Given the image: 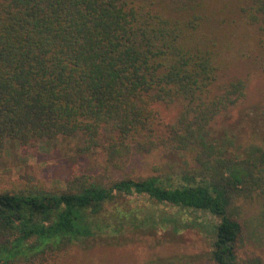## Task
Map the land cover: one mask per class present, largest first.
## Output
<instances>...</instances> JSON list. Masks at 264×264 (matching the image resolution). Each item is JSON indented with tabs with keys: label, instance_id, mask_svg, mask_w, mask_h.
<instances>
[{
	"label": "trees",
	"instance_id": "obj_1",
	"mask_svg": "<svg viewBox=\"0 0 264 264\" xmlns=\"http://www.w3.org/2000/svg\"><path fill=\"white\" fill-rule=\"evenodd\" d=\"M243 1L264 41V0ZM208 10L209 0H0V155L9 141L31 150L71 137L77 155L100 151L105 171L95 181L71 167L61 189L0 175V264H58L72 242L140 228L139 213L107 208L129 196L172 209L150 212V226L198 223L212 264H264L236 258L240 207L264 205V145L209 130L246 82L217 81ZM169 105L163 121L157 106ZM153 152L179 165L125 172Z\"/></svg>",
	"mask_w": 264,
	"mask_h": 264
},
{
	"label": "rangeland",
	"instance_id": "obj_2",
	"mask_svg": "<svg viewBox=\"0 0 264 264\" xmlns=\"http://www.w3.org/2000/svg\"><path fill=\"white\" fill-rule=\"evenodd\" d=\"M242 6L243 0H209L208 26L218 54L217 81L239 76L246 82L245 97L219 114L210 123L209 130L216 138L226 134L232 136L235 143L264 145V41L263 36L246 22ZM157 109L163 121L171 119L176 111L174 105L157 106ZM74 143L71 137H58L50 143H40L34 149L21 150L9 141L0 155V175L42 179L46 186L61 189L69 168L74 167L95 181H103L102 153L95 151L77 155L73 150ZM179 162L173 153L153 152L129 158L124 170L133 175L168 172L175 169ZM107 208L128 215L139 213L142 222L136 220V223L142 226H126L115 236L104 235L72 242L61 249L58 264H181L184 261L212 264L207 259V235L198 223L178 231H173L171 227L160 229L159 226H150L155 221L148 218V214L152 212L159 218L167 217L172 212L168 205L129 196L116 198ZM240 208L237 261L245 263L251 258L264 259V205ZM181 215L184 217V213ZM175 216L180 219V213Z\"/></svg>",
	"mask_w": 264,
	"mask_h": 264
}]
</instances>
